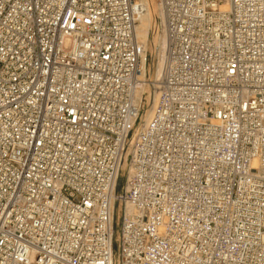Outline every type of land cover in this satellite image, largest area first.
Returning a JSON list of instances; mask_svg holds the SVG:
<instances>
[{"label": "built area", "instance_id": "built-area-1", "mask_svg": "<svg viewBox=\"0 0 264 264\" xmlns=\"http://www.w3.org/2000/svg\"><path fill=\"white\" fill-rule=\"evenodd\" d=\"M0 264H264V0H0Z\"/></svg>", "mask_w": 264, "mask_h": 264}, {"label": "bare ground", "instance_id": "bare-ground-1", "mask_svg": "<svg viewBox=\"0 0 264 264\" xmlns=\"http://www.w3.org/2000/svg\"><path fill=\"white\" fill-rule=\"evenodd\" d=\"M153 7H152V4L151 2L149 1V5H148V8L147 10L143 13V15H141L138 19V22H137V26H136V37L138 39V41L147 49L148 48V39H149V36H148V29L150 27V23H149V26H148V29L147 31L143 30L141 28V20H144L146 19L147 22H149V19L153 18ZM143 17V18H142ZM163 39L160 37L158 39H156V45H159L160 47L163 46V42H161ZM159 72V68H158V71H157V74ZM125 167V165L123 166V168Z\"/></svg>", "mask_w": 264, "mask_h": 264}, {"label": "rangeland", "instance_id": "rangeland-1", "mask_svg": "<svg viewBox=\"0 0 264 264\" xmlns=\"http://www.w3.org/2000/svg\"><path fill=\"white\" fill-rule=\"evenodd\" d=\"M153 13H154V11H153ZM143 18V17H142ZM152 20H153V18H151V19H149V22H147V20L146 19H144V20H141V28L143 29V30H145V31H147V29H148V26H149V23H150V26H151V23H152ZM156 37H151V35L149 36V39H148V50L150 51V50H152V48H153V45L156 43ZM161 42H163V40L161 41ZM158 71V70H157ZM119 185H120V183H119Z\"/></svg>", "mask_w": 264, "mask_h": 264}]
</instances>
